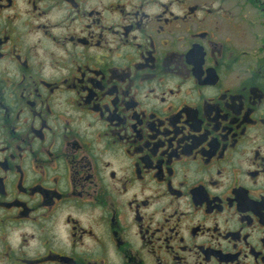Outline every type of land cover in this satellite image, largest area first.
Wrapping results in <instances>:
<instances>
[{
    "label": "flooded vegetation",
    "instance_id": "flooded-vegetation-1",
    "mask_svg": "<svg viewBox=\"0 0 264 264\" xmlns=\"http://www.w3.org/2000/svg\"><path fill=\"white\" fill-rule=\"evenodd\" d=\"M0 264H264V0H0Z\"/></svg>",
    "mask_w": 264,
    "mask_h": 264
}]
</instances>
